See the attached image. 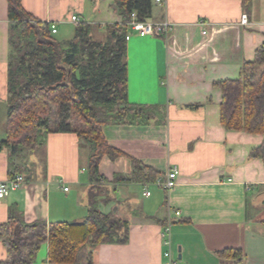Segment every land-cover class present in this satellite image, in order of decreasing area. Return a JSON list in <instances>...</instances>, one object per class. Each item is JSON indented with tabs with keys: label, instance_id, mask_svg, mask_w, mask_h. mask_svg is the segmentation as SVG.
<instances>
[{
	"label": "crops",
	"instance_id": "obj_1",
	"mask_svg": "<svg viewBox=\"0 0 264 264\" xmlns=\"http://www.w3.org/2000/svg\"><path fill=\"white\" fill-rule=\"evenodd\" d=\"M22 4L35 19L56 23L65 37L74 35L73 15L99 27L97 39H104L106 26L122 22L115 0ZM149 20H169L173 29L168 36L134 34L127 41L128 98L160 108L162 116L104 126L107 143L119 154L105 155L99 164V209L129 223V242L90 245L87 252L93 264H222L220 252L241 249L246 264H264V161L251 156L264 135L223 126V93L215 85L239 78L243 64L255 59L264 43V0H251L247 10L243 0H154ZM10 31L8 0H0V141L7 137ZM90 155L78 131L49 132L33 151L0 150V182L17 174L27 180L0 199V224L13 211L28 224L85 221L93 186ZM134 160L158 178L178 167L177 185L167 191L125 181ZM148 183L151 195L145 196ZM6 258L0 241V260ZM34 264H57L49 260L48 242Z\"/></svg>",
	"mask_w": 264,
	"mask_h": 264
},
{
	"label": "trees",
	"instance_id": "obj_2",
	"mask_svg": "<svg viewBox=\"0 0 264 264\" xmlns=\"http://www.w3.org/2000/svg\"><path fill=\"white\" fill-rule=\"evenodd\" d=\"M122 22L108 25L104 39H97L89 23L76 25L70 39L54 34L48 23L35 19L23 7L22 0H8L11 31L8 62L7 137L0 150L33 151L52 131H78L91 147L88 170L92 187L90 207L82 223H26L11 213L0 224V241L7 258L0 264H34L41 245L49 243V260L57 264H93L88 246L126 244L129 223L100 211L104 193L99 164L103 156L115 157L103 135L109 124L145 123L162 111L157 107L137 106L128 98V22L133 12L140 20H149L154 0H115ZM251 0H243L247 10ZM223 93L221 122L229 131L264 135V43L253 61L243 64L237 79L215 84ZM78 118L84 129L71 123ZM53 127L55 128L53 130ZM264 161V143L251 152ZM131 182L154 183L158 174L139 161L133 172L123 178ZM222 264H246L241 249L219 253Z\"/></svg>",
	"mask_w": 264,
	"mask_h": 264
},
{
	"label": "built area",
	"instance_id": "obj_3",
	"mask_svg": "<svg viewBox=\"0 0 264 264\" xmlns=\"http://www.w3.org/2000/svg\"><path fill=\"white\" fill-rule=\"evenodd\" d=\"M157 2H161V0H157ZM71 21L76 25L82 23L81 18L77 15H73ZM243 24L248 23L247 15L242 17ZM54 34L58 33V26L56 23H48ZM128 26L130 29L129 34L127 35V40H130L131 37L136 34L141 37L152 36V37H163L168 36L169 33L173 29V23L169 20H164L162 22H153L150 20H140L138 18V14L133 12L131 15V19L128 22ZM181 174V171L178 167H174L170 169L167 175L164 178H158L154 185L164 190L173 189L177 183L178 178ZM27 182L26 178L22 174H17L12 178H9L5 181L0 182V199L7 197L11 192L21 189L25 183ZM65 190H69V188H65ZM145 196H150L151 191L149 189V183L145 185ZM177 214H180L179 212ZM171 230V223H169L164 230V236L168 237ZM167 244L169 241L167 240ZM170 264V263H168Z\"/></svg>",
	"mask_w": 264,
	"mask_h": 264
},
{
	"label": "rangeland",
	"instance_id": "obj_4",
	"mask_svg": "<svg viewBox=\"0 0 264 264\" xmlns=\"http://www.w3.org/2000/svg\"><path fill=\"white\" fill-rule=\"evenodd\" d=\"M74 27H76L75 25H73ZM64 28H66V27H64ZM63 34H64V30H63V33H62V30H61V32H60V34L58 35L61 39H67V38H71V37H65V36H63ZM71 123H72V125H73V128L75 129V130H82V129H84V124L81 122V120H79L78 118H73L72 120H71ZM55 128L53 127V130H54Z\"/></svg>",
	"mask_w": 264,
	"mask_h": 264
}]
</instances>
